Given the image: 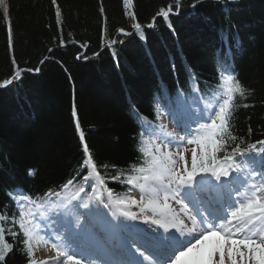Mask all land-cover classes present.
Masks as SVG:
<instances>
[{
	"label": "trees",
	"instance_id": "trees-1",
	"mask_svg": "<svg viewBox=\"0 0 264 264\" xmlns=\"http://www.w3.org/2000/svg\"><path fill=\"white\" fill-rule=\"evenodd\" d=\"M194 2L183 0L180 14L170 16V29L157 13L169 3L175 7L174 0H134L128 11L135 21L123 0H57L60 26L51 0H9L11 48L0 7V83L12 78L17 66L40 69L24 71L22 79L0 88V211L17 213L10 199L16 190L38 199L60 191L69 179L73 188L82 183L74 178L85 158L77 120L97 166H109L99 168L107 187L127 191L111 177L140 163L143 123L133 107L152 123L160 85L171 98L178 90L190 92L187 69L209 98L227 58L241 83L253 90L244 101L250 106L236 114L234 133L246 141L242 147L264 140V0H202L193 9ZM154 17L156 27L147 28ZM134 22L144 26L145 39L135 34ZM119 29L132 34L123 36ZM109 38L123 43L106 47ZM22 247L16 244L6 264H26Z\"/></svg>",
	"mask_w": 264,
	"mask_h": 264
},
{
	"label": "snow or ice",
	"instance_id": "snow-or-ice-1",
	"mask_svg": "<svg viewBox=\"0 0 264 264\" xmlns=\"http://www.w3.org/2000/svg\"><path fill=\"white\" fill-rule=\"evenodd\" d=\"M51 2L56 6V23L60 26L61 8L57 0ZM201 2L195 0L189 6L195 9ZM133 3L134 0H123L126 15L135 21V13L128 11ZM174 5L169 3L157 13L170 29V16L180 14L183 0H174ZM0 7L11 48L9 0H0ZM100 11L104 13L103 7ZM155 20L154 17L147 28H155ZM132 28L140 39H145L144 26L134 22ZM118 33L132 34L124 29ZM60 43L63 46V37ZM117 43L123 40L109 38L106 47ZM12 64L17 66L14 58ZM24 71L40 69L17 66L13 77L0 83V88L22 79ZM252 92L241 83L232 66L224 63L219 83L204 101V108L184 123L183 135L168 131L162 124L158 132L149 129L153 138L141 139L137 148L140 163L132 165L127 174L118 172L111 177L130 186L122 193L107 187L99 168L109 166H97L77 120L85 153L79 166L84 173L82 183L73 188L74 179H69L61 191H49L38 199L14 192L10 198L17 205V213L8 216L0 211V264H6L18 243L23 245L19 251L26 257V264H264V150L257 148L264 146V140L242 147L246 141L234 133L236 114L241 107L250 106L244 101ZM133 112L143 124H151L135 107ZM72 115H77L75 107ZM34 174L29 170V175ZM85 184L96 194L87 200L81 197ZM133 190L138 191L139 199L130 194ZM105 193L108 203L104 206L114 209L111 218L98 223L96 214L90 211L89 219L81 222L76 210L81 206L89 209L88 200H99ZM52 207L63 209L65 217L64 230L56 236H49L41 223ZM133 207L139 209V214L131 210ZM136 221L152 231L130 223ZM41 245L53 251L55 257L38 261L35 255Z\"/></svg>",
	"mask_w": 264,
	"mask_h": 264
},
{
	"label": "bare ground",
	"instance_id": "bare-ground-1",
	"mask_svg": "<svg viewBox=\"0 0 264 264\" xmlns=\"http://www.w3.org/2000/svg\"><path fill=\"white\" fill-rule=\"evenodd\" d=\"M81 149L83 151V146H82ZM83 153H84V151H83ZM79 166L80 165H78L77 168H76V173H79V174H77V176L74 177L75 179L76 178H80L84 174V173H81L80 172ZM58 190H59L58 188H55V189L50 190V191H52V192H58ZM101 197L103 198V195H101ZM174 207H178V206L174 205ZM112 211H114V209H112ZM110 218L111 217H107V216L103 215L100 219L97 220V222L99 223V222L104 221L105 219H110ZM142 228H145V227H142ZM145 229H147V228H145ZM36 253L38 255V259L39 260H45V259L51 260V258H54L55 257V253L53 251H51L50 249H46L44 245H41L40 248L36 251Z\"/></svg>",
	"mask_w": 264,
	"mask_h": 264
},
{
	"label": "rangeland",
	"instance_id": "rangeland-1",
	"mask_svg": "<svg viewBox=\"0 0 264 264\" xmlns=\"http://www.w3.org/2000/svg\"><path fill=\"white\" fill-rule=\"evenodd\" d=\"M160 123L162 124V125H164L166 128H167V130L168 131H170V132H174V133H178L177 131H175L176 130V127L174 126V124H173V121L172 120H170L169 122L167 121V119H166V115L164 114V115H162V116H160ZM159 130H157V132H158ZM182 135H183V133H182ZM151 138H153V137H151ZM156 143H160V141L159 140H157L156 141ZM188 147H192L191 145H189ZM165 151L166 150H168L167 148H165L164 149ZM187 155V157L189 158V161H190V153H188V154H186ZM92 190V189H91ZM136 191V190H135ZM96 195V194H95ZM134 195H136V196H139V193H138V191H136V193L134 194ZM134 198H138V197H134ZM95 200V199H94ZM101 200H103V202H104V204H106V203H108V201H107V199L104 197V195H103V198H101V199H99V200H95V204H101ZM133 209H134V207L131 209L132 211H133ZM83 211H84V209H83ZM80 219L81 220H84V214L82 213L81 215H80ZM35 258L39 261V259H38V255H37V253H36V255H35Z\"/></svg>",
	"mask_w": 264,
	"mask_h": 264
}]
</instances>
